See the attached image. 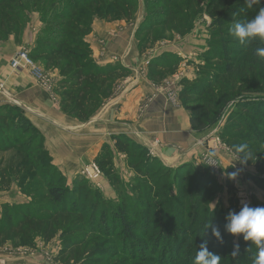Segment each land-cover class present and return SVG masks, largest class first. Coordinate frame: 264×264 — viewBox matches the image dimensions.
Here are the masks:
<instances>
[{
    "label": "trees",
    "instance_id": "obj_1",
    "mask_svg": "<svg viewBox=\"0 0 264 264\" xmlns=\"http://www.w3.org/2000/svg\"><path fill=\"white\" fill-rule=\"evenodd\" d=\"M145 17L134 34L142 53L169 33L185 34L204 9L211 23L209 50L204 63L197 65L194 77L179 82L178 99L189 111L196 131L207 129L224 118L218 136L227 148L247 143L253 159L246 164L264 174V61L253 45L245 48L229 35L237 21L251 20L264 8V0L245 10V0H141ZM139 0H0V40L12 34L20 40L31 11L38 12L46 27L36 33L30 56L44 69L57 68L61 79L54 90L62 112L86 121L101 105L117 79L130 73L118 63L98 65L84 37L96 16L131 20ZM174 53L149 61L147 77L160 82L174 73L180 60ZM227 114V115H226ZM226 116V118H225ZM115 148L126 155L127 166L135 172L131 192L116 201L103 197L83 176L69 190L65 177L45 149L44 137L33 126L21 107L0 106V152L14 149L26 171L42 168L47 177L41 201L19 210L4 204L0 210V245H32L40 233L47 243L60 233L61 249L55 256L60 264H194L200 245L207 242L210 252L221 257V264H253L257 249L243 236L226 231L227 213L235 208L214 203L218 189L215 174L204 164L166 166L152 157L147 148L125 137L113 135ZM39 143L41 158L36 155ZM113 151L108 144L96 155L101 171L112 178ZM226 172L228 193L235 192L234 172ZM49 172V173H48ZM264 192V177L249 175ZM1 179L6 189L10 177ZM253 207H264L254 199ZM236 210V211H235ZM209 221L218 226L219 242ZM240 255L231 257L234 245ZM251 246V250L248 248Z\"/></svg>",
    "mask_w": 264,
    "mask_h": 264
},
{
    "label": "crops",
    "instance_id": "obj_2",
    "mask_svg": "<svg viewBox=\"0 0 264 264\" xmlns=\"http://www.w3.org/2000/svg\"><path fill=\"white\" fill-rule=\"evenodd\" d=\"M139 4L135 16L128 24L129 28L125 26L128 22L124 19L106 21L94 17L91 31L84 37L95 63H118L130 69L129 74L117 79L109 96L86 121H79L62 112L59 97L58 102H54L28 70H12L7 66L20 44L35 42V35L42 25L37 13L32 12V22L27 25V30L28 27L31 29L25 30L20 43L15 41L13 35H9L7 41H0V105L9 98L12 104L22 107L33 126L42 133L45 149L53 158L54 165L71 178L79 173L83 164L95 160L105 144L113 151V168L122 176L135 174L127 166L126 155L116 150L113 135L127 136L146 148L152 145L156 154L152 157H158L171 168L187 163L200 165L198 163L202 151L212 144V128L194 130L189 121V111L179 99L173 102L167 93L164 85L166 79L151 81L146 73L148 68L143 64L147 59L152 60L168 53L180 54L183 50L188 54L197 52H191L190 47L176 45L164 49L166 47L156 42L153 47L140 53L134 34L144 14L142 1ZM194 61L197 62L196 59ZM189 66L186 65L187 68ZM49 69L57 84L61 79L59 70ZM182 70L183 63H180L172 74H181ZM181 76L191 78V70H184ZM214 153L224 167L235 165L228 153L221 154L218 149ZM101 182L110 193L108 179L103 177Z\"/></svg>",
    "mask_w": 264,
    "mask_h": 264
},
{
    "label": "rangeland",
    "instance_id": "obj_3",
    "mask_svg": "<svg viewBox=\"0 0 264 264\" xmlns=\"http://www.w3.org/2000/svg\"><path fill=\"white\" fill-rule=\"evenodd\" d=\"M140 1L141 0H139V2ZM33 12L38 14V12L36 11H33ZM31 16H32V11L29 15L28 24H27L28 26L30 25V22H32ZM144 17H145V13L142 15V20L140 21V23L143 22ZM95 18H101L106 21L118 20V19H111V18L106 19V18L99 17V16H96ZM38 19H39V15H38ZM134 21L132 20V22ZM125 22H128L127 24H125V26L127 25V28H129L130 26L128 24L131 22V20H128ZM210 23H211V18L208 17L204 9H202L197 15V18L193 22L190 30L187 31L185 34L180 35L178 33H169L165 38L158 41L159 42L158 45H161L162 47H166L164 49L172 48V45H176V46H181L182 48L190 47L191 52L192 50L197 52L196 54H188L186 50H183V53L173 54L176 58L180 60L181 65L183 63V70L181 71V74L184 72V70L189 69L191 70V77H194L197 74V65H199V63L201 64L204 63L205 59H204L203 54L204 52L209 50V47L207 46L206 42L210 35V32L208 30V26ZM45 27L46 25L42 24L39 27V29H43ZM91 28H92V25H91ZM30 29L28 27V30H27V26H26L25 29L22 30L21 36L19 37L20 40L18 41L19 43L22 41L21 37L25 33V30L29 31ZM117 30H119V28ZM32 32H33V29H32ZM7 39H2V40L7 41ZM34 43L27 42L25 44H20L19 47L30 51L33 49ZM193 58L197 60L196 63ZM192 62L194 63V65H191ZM7 64L6 65L9 67V62ZM186 65H190L189 68H187ZM45 70L46 72H50L49 68ZM181 74L180 73L174 74L176 78H179V82L182 78H184L181 76ZM174 76L169 75L165 79H167L166 81L170 80L171 82L173 81L177 83L176 81L177 79ZM0 91H1V88H0ZM6 103L14 105L12 104V100L9 98H7L6 101H4V103H2L1 105H4ZM23 113H24V110H23ZM220 120H221V123L217 121L215 125L209 128L210 129L212 128L213 130V129H216V127L218 126L217 131L219 132V129L222 127L224 123L223 121L225 119L222 118ZM35 147L37 149L36 155L41 158V154L40 152H38V150L40 149L38 142H36ZM227 149L226 150L218 149V150L219 152H221V154L222 152L223 154L228 153L231 158V161L233 160L235 162V165H233L232 167L228 165L224 167L222 164H220V167H223V168L220 171H218L217 174L215 175L216 178L218 177L216 180V184L218 183L217 185L218 189L214 195L215 197L214 203L220 200L221 207L226 208L229 206L232 209L235 208L237 210V211L235 210L236 213H238L241 210L240 208H238V198L236 197V192L238 190H244V191L250 192V197H251V203L249 205L250 207H253L254 199H259L260 201L263 200L264 192H262V190L255 185L252 179L249 178V175H258V177L262 178L264 177V174L263 173L261 174L259 170L255 169L254 165L252 164L251 165L242 164L236 161V154L230 151L229 149L228 150ZM205 150H206V147L202 151V154L205 152ZM15 152L16 151L14 149L5 150V151L0 152V182H1V179L3 180V176H4V182H2L3 184L5 183L6 178L8 176L10 177L9 186L6 189L0 188V210H1V206L7 203L12 205L15 211L22 209L23 207H26L28 204H31L34 208H37V205L41 201V195H39L38 193H44L45 191L44 186L46 184L47 177H43L42 168L31 170V171H26L27 168H22V166H24L22 159H19L16 156H14ZM201 156H200L199 162L201 161ZM52 162H53V158H52ZM81 168L79 170V173L75 175L73 178L67 176L66 175L67 173L62 172L61 170L58 169L64 175L65 185L66 187L69 188V190L73 188L72 187L73 181L76 178L83 176L82 173L80 172ZM229 168H233L235 170L234 180H233L234 185H235V192H233V194L228 193L227 188H226V182H225L226 172ZM113 170L114 172H112V178L106 175L102 171L101 177L98 178L97 181H93L92 183L88 181L90 186H92L93 188H99L100 191L102 192L103 197L110 201L112 200L116 201L118 200V198H120V196L130 193L131 187H132L131 184H133V182L135 181V174H133V176L129 174H124V176H122L116 169L113 168ZM103 177H106L109 181V184L111 186L110 193L107 192L108 188L105 189L101 182V179ZM236 238L238 240L239 236ZM33 241L34 242L32 245H23V246L16 245L10 240H8V242H5L4 244H1L0 245V264H60L55 260V256L58 254L59 250L61 249L60 245H61L62 240L60 238V233L57 234L55 237H53V239L47 243L43 242L40 233H38V234H35Z\"/></svg>",
    "mask_w": 264,
    "mask_h": 264
},
{
    "label": "clouds",
    "instance_id": "obj_4",
    "mask_svg": "<svg viewBox=\"0 0 264 264\" xmlns=\"http://www.w3.org/2000/svg\"><path fill=\"white\" fill-rule=\"evenodd\" d=\"M259 4L260 0H245V10H251ZM229 35L245 48L254 44L261 45L256 47V55L260 61H264V8H260L258 14L251 20L233 23L229 29ZM235 154L236 161L242 164L253 159V153L247 143L236 146ZM226 220L228 222L225 228L229 234L236 237L243 236L244 241L250 242V245L257 249L253 264H264V207H250L244 203L238 213L230 211ZM208 228L212 229V235L219 242H223L218 226H214L209 221L205 224L204 231ZM251 246L248 248L249 251ZM239 255V244H235L231 257L235 259ZM194 264H221V257L210 252L205 242L196 252Z\"/></svg>",
    "mask_w": 264,
    "mask_h": 264
},
{
    "label": "built area",
    "instance_id": "obj_5",
    "mask_svg": "<svg viewBox=\"0 0 264 264\" xmlns=\"http://www.w3.org/2000/svg\"><path fill=\"white\" fill-rule=\"evenodd\" d=\"M149 61L150 60L147 59L143 62V64L148 67ZM9 67L12 70H28L31 76L35 78V80L44 89V91L48 93L52 100L54 102H58V97L54 92L56 82H54L50 72H46L45 69H43V67H41L37 61L31 58L30 52L27 49L19 48L9 59ZM171 75L174 76V74ZM176 79L177 83L173 81L171 82L170 80L166 81L167 79L164 82V85L168 90L167 93L169 94L173 102L178 99V91L181 87L179 84V78ZM218 122L221 123V120H219ZM217 129L218 126L211 132L210 138L212 144L206 146V150L201 156V161L198 163L200 165L204 164L205 166H207L215 175L218 171L221 170V167L220 161L218 158H216L214 151H216L217 149H227V146L221 141L220 137L218 136ZM155 143H157V141ZM147 152L151 156L156 155L155 148L152 145L148 146ZM80 172L82 173L83 177L91 183L93 181H97V179L100 178L102 174V171L100 170L97 162H95L94 160L85 163L82 166ZM236 197L238 198V208L240 209L242 208L244 203H247L248 205H250L251 203L250 192L238 190L236 192Z\"/></svg>",
    "mask_w": 264,
    "mask_h": 264
}]
</instances>
